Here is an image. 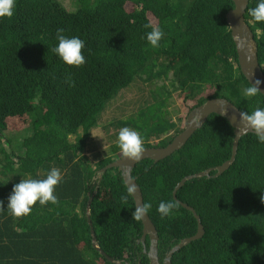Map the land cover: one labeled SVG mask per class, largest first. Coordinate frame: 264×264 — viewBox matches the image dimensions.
Returning a JSON list of instances; mask_svg holds the SVG:
<instances>
[{
	"label": "trees",
	"instance_id": "trees-1",
	"mask_svg": "<svg viewBox=\"0 0 264 264\" xmlns=\"http://www.w3.org/2000/svg\"><path fill=\"white\" fill-rule=\"evenodd\" d=\"M70 1L16 0L14 15L0 20V264H112L92 247L90 199L99 249L122 264H149L120 171L97 179L123 156L120 129L137 131L144 148H164L182 132L187 114L207 100L224 98L250 114L264 108V99L244 95L250 85L225 19L231 0ZM257 3L248 0L244 18L264 73V23L250 15ZM152 27L164 32L159 48L146 40ZM59 28L85 42L82 67L66 65L51 51ZM138 83L145 98L131 116L110 123L116 143L90 159L85 151L99 116L119 92ZM174 93L175 119L168 112ZM233 138L229 123L213 114L178 151L135 165L131 175L143 204H151L147 215L157 231L160 262L196 233L197 222L181 202L199 216L204 234L176 251L171 264H264V144L255 134L240 139L223 174L187 181L173 199L184 177L229 160ZM52 168L63 177L55 190L58 204L37 203L29 216L13 217L7 210L13 185L44 179ZM161 201L177 207L162 217ZM148 244L146 238V249Z\"/></svg>",
	"mask_w": 264,
	"mask_h": 264
},
{
	"label": "water",
	"instance_id": "water-1",
	"mask_svg": "<svg viewBox=\"0 0 264 264\" xmlns=\"http://www.w3.org/2000/svg\"><path fill=\"white\" fill-rule=\"evenodd\" d=\"M233 2V9L228 11L225 16L226 23L230 29L231 37L233 39L236 55H237V64L240 73L248 82L249 85L254 82L255 79L264 81V73L259 65L258 56H257V43L255 42L254 36L250 27L245 22V12L248 6V0H231ZM264 99V84L261 85V94ZM241 111L235 107L230 101L224 98H214L205 101L200 106L191 110L184 120V126L182 132L174 137V139L164 148H144L145 151L142 157L137 161H132L124 156L119 157L114 160L103 169L98 172L97 179L100 180L101 176L110 169H118L122 175L123 182L132 197L135 205V210L138 206H143V198L141 194L140 187L136 183V180L132 178V171L135 165L142 160H151L154 163L161 161L162 159L170 156L174 152L182 148L193 133L199 129L208 119L209 116L215 114L224 118L233 129V142L231 148V155L229 160L224 162L222 165L208 169L204 172H200L195 175L184 177L174 188L173 199L176 200L177 191L187 182L196 178H217L223 174L234 162L235 156L237 153V148L240 139L247 134H254L247 128V125L242 121L240 116ZM215 172L211 176V172ZM91 199L88 201L86 208V217L87 222L90 227V235L92 247L108 262L112 264H122L119 261H115L112 258L108 257L102 250L99 249L96 238L91 227V222L89 218ZM183 208L190 211L197 222V229L194 236L183 239L179 242L177 246L171 249L168 253L165 254V257L162 262L159 261L158 257V235L155 226L150 220L149 216L146 214L142 224V237L141 243L144 247L143 253L147 256L149 264H171L172 255L181 249L182 247L188 245L189 243L200 239L204 234V228L201 224L199 216L196 212L189 206L184 203L178 202ZM148 238L149 244L148 249L145 248V241ZM127 264V263H123Z\"/></svg>",
	"mask_w": 264,
	"mask_h": 264
},
{
	"label": "clouds",
	"instance_id": "clouds-1",
	"mask_svg": "<svg viewBox=\"0 0 264 264\" xmlns=\"http://www.w3.org/2000/svg\"><path fill=\"white\" fill-rule=\"evenodd\" d=\"M15 7L16 0H0V20L11 18L14 15ZM250 15L254 21L264 23V0H258L256 7L250 10ZM163 37L164 32L158 27H152L151 31L146 33V40L152 48H159ZM56 40L58 43L51 51L63 63L74 68H80L86 63L82 52L85 42L82 39L78 36H66L64 29L59 28L56 31ZM262 84L264 81L255 79L250 86L244 89V95L252 98L261 94ZM240 116L247 128L255 134L258 142L264 144V108L257 107L250 114L241 112ZM118 147L123 156L132 161L139 160L145 151L140 134L128 127L120 129ZM62 179V173L58 168H52L44 179H21L19 183L13 185L12 192L8 197L7 210L13 217L21 218L29 216L33 206L37 203L40 206L57 205L58 199L55 190ZM261 201L264 202V195L261 196ZM3 207V201H0V209ZM176 207L177 205L173 201H161L157 211L162 217H165ZM150 208L151 204L138 206L132 214V218L136 221L143 220Z\"/></svg>",
	"mask_w": 264,
	"mask_h": 264
},
{
	"label": "rangeland",
	"instance_id": "rangeland-1",
	"mask_svg": "<svg viewBox=\"0 0 264 264\" xmlns=\"http://www.w3.org/2000/svg\"><path fill=\"white\" fill-rule=\"evenodd\" d=\"M66 3V6H71L70 0H66ZM142 89L139 83L135 85L131 84L127 89L119 92L116 98L107 105L99 116L97 125L89 132L88 146L85 151L86 156L92 159L93 155L101 151H106L109 146L116 143V133L113 127L110 126V123L118 119H125L136 112L139 104H141V100L145 98V92L147 91H142ZM178 107L177 93H174L168 102L169 115L174 119L176 118L175 115L179 116ZM176 121L180 123L178 119ZM153 142L157 143V141Z\"/></svg>",
	"mask_w": 264,
	"mask_h": 264
},
{
	"label": "flooded vegetation",
	"instance_id": "flooded-vegetation-1",
	"mask_svg": "<svg viewBox=\"0 0 264 264\" xmlns=\"http://www.w3.org/2000/svg\"><path fill=\"white\" fill-rule=\"evenodd\" d=\"M142 237V236H141ZM140 242H141V239H140Z\"/></svg>",
	"mask_w": 264,
	"mask_h": 264
}]
</instances>
